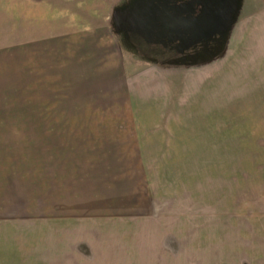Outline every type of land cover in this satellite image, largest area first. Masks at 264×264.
Returning <instances> with one entry per match:
<instances>
[{
	"label": "rangeland",
	"instance_id": "obj_1",
	"mask_svg": "<svg viewBox=\"0 0 264 264\" xmlns=\"http://www.w3.org/2000/svg\"><path fill=\"white\" fill-rule=\"evenodd\" d=\"M137 1L0 0V264H264V54L227 47L258 8L186 65Z\"/></svg>",
	"mask_w": 264,
	"mask_h": 264
},
{
	"label": "trees",
	"instance_id": "obj_2",
	"mask_svg": "<svg viewBox=\"0 0 264 264\" xmlns=\"http://www.w3.org/2000/svg\"><path fill=\"white\" fill-rule=\"evenodd\" d=\"M224 4V0H138L127 30L146 57L196 64L227 36Z\"/></svg>",
	"mask_w": 264,
	"mask_h": 264
},
{
	"label": "crops",
	"instance_id": "obj_3",
	"mask_svg": "<svg viewBox=\"0 0 264 264\" xmlns=\"http://www.w3.org/2000/svg\"><path fill=\"white\" fill-rule=\"evenodd\" d=\"M247 5L258 9L253 14L243 9L237 20L234 19L227 47L230 51L238 47L239 54L261 55L264 54V0H244L243 7ZM260 86L263 88L264 84ZM261 93L264 94V89ZM261 113L264 114L263 109Z\"/></svg>",
	"mask_w": 264,
	"mask_h": 264
}]
</instances>
